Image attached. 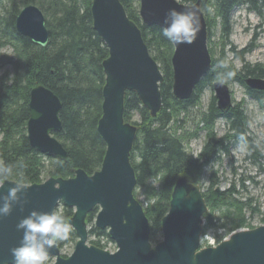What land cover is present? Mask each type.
<instances>
[{"label":"trees","instance_id":"obj_1","mask_svg":"<svg viewBox=\"0 0 264 264\" xmlns=\"http://www.w3.org/2000/svg\"><path fill=\"white\" fill-rule=\"evenodd\" d=\"M8 1L9 7L4 10L3 15L0 13V49L9 47L13 52V56L0 52V69L7 64L13 66L12 73L6 71L0 76V162L11 165L14 169V175L9 177L8 181L22 177L33 185L51 177L66 179L74 177L78 168L88 175L94 174L102 166L106 154V143L97 126L102 115V92L106 80L103 61L109 56V51L94 29L92 0ZM253 1L260 2L264 7V0H201V10L208 26V40L212 36L211 30L216 24H220L222 43H227L232 30L234 6L238 2L248 4ZM120 2L130 20L140 27L147 48L163 73L160 84L161 110L156 115H151L138 94L129 90L125 92L123 114L125 122L138 127L130 156L137 178L134 194L137 198L138 189H144L147 196L149 195L144 211L154 237L161 232V222L170 208L172 191L178 179L184 178L198 185L204 173L203 168L217 159L221 151L228 152L226 142L228 144L231 139L249 140V122L243 104H235L230 110L221 112L213 97L207 112L202 113L196 121L194 131L191 132L193 134L190 135L196 136L198 130H204L207 135L203 150L194 157L185 145V134H178L179 128L182 127L176 124L179 122L178 117L191 114L199 104L203 90L207 86L212 87L218 79L226 83L237 81L245 85V76L231 61H227L225 45L217 58L214 57L213 48H210L211 69L196 86L190 98L178 99L172 92L173 43L162 36V26H146L142 23L139 0ZM181 2L194 4L196 0ZM30 4L38 6L44 12L49 31L47 47L32 43L28 37L15 30V16L20 9ZM251 74L262 76L264 72L252 71ZM10 76L11 83L8 82ZM40 84L53 91L62 102V131L55 135L68 152L66 162L55 156L39 153L28 142L29 94L34 86ZM249 94L263 103L264 93L251 91ZM134 112L140 116V122L134 121ZM219 118H223L228 126L226 135L220 138L215 132V123ZM155 178L159 187L150 188L147 181ZM216 185L217 183L212 181L204 192L208 212L204 215L203 234L213 227L228 226L230 231L246 227V209L249 202L237 197L238 191L234 183L225 190H220ZM61 208L70 220L74 214L73 209L64 205ZM98 211L97 207L88 214L87 224L91 223ZM220 220L224 221L223 225L219 224ZM226 221L230 224L227 225ZM91 235H107L110 238L105 230L101 231L96 227L89 230V236ZM67 240H77L75 230H71ZM92 242L103 248L100 240ZM64 244L65 242L61 241L58 245L62 247Z\"/></svg>","mask_w":264,"mask_h":264},{"label":"water","instance_id":"obj_2","mask_svg":"<svg viewBox=\"0 0 264 264\" xmlns=\"http://www.w3.org/2000/svg\"><path fill=\"white\" fill-rule=\"evenodd\" d=\"M200 1L194 3L199 10L196 39L191 44H173L172 92L180 100L190 98L211 69L207 24ZM139 5L144 25L162 26L168 9H182L184 3L140 0ZM91 7L94 29L109 51L103 61L106 80L102 115L97 126L107 145L102 166L91 175L78 168L74 177H51L30 185L23 209L16 206L11 215L0 218V264H13L10 249L19 244L23 235L16 228L19 220L34 208L51 211L59 204L74 209L70 222L78 239L68 257L60 253L59 246L52 248L49 257L55 259L53 264H264V226L236 231L229 239L197 252L207 203L203 192L184 178L178 179L170 208L162 219L163 240L152 245L148 217L133 194L137 178L130 156L137 127L125 122L123 114L125 92L129 90L138 94L151 115L161 110L162 73L142 38L140 27L126 15L120 0H93ZM46 22L42 9L30 4L16 15L15 29L32 43L47 47ZM245 83L249 89L264 91L263 77H245ZM213 90L217 107L228 111L233 105L228 84L218 80ZM29 98L28 142L39 153L66 162L68 152L54 134L62 131L60 98L42 84L30 90ZM0 184L6 191L11 182L0 181ZM95 207L100 208L95 227L108 230L110 239L117 244L114 253L88 244L86 216Z\"/></svg>","mask_w":264,"mask_h":264},{"label":"rangeland","instance_id":"obj_3","mask_svg":"<svg viewBox=\"0 0 264 264\" xmlns=\"http://www.w3.org/2000/svg\"><path fill=\"white\" fill-rule=\"evenodd\" d=\"M1 8L0 13L3 15L4 10L9 7L8 0H0ZM181 2V0H177ZM250 7V8H249ZM253 5H243L234 9L232 18L231 35L227 43H222L221 27L216 24L211 30V39L208 40L207 45L214 50V57H219V54L225 45V55L227 61H231L232 65L239 71L244 69V66L262 65L264 66V9L253 10ZM212 10V8H211ZM212 15L214 13L210 11ZM2 54L13 56V52L9 47L0 49ZM211 55V53H210ZM6 71L12 73L13 66L7 64L6 67L0 69V76ZM229 90H231L233 105L242 103L244 111L247 115L249 126L248 136L249 140H236L231 139L227 144V151H221L219 158L210 162L204 167V173L200 178V183L195 185L204 192L211 185L212 181L217 183L216 186L220 190H225L233 183L237 189V197L243 201L249 202V207L246 209V227L230 231L229 227H213L208 228L203 234L205 226V218L202 228V240L200 247H214L215 245L229 239L230 236L236 231L252 230L259 226H264V101H259L251 98L247 94L246 87L240 82L231 81L228 83ZM202 93L199 104L187 115L178 117L179 122L176 124L181 125L178 134H185V145L189 152L197 157L203 150L204 144L207 141V135L204 130H198L196 136H190L194 131V124L202 116V113L207 112L210 101L215 96V91L212 87L207 86ZM134 121L140 122V116L134 112ZM182 120V121H180ZM133 124V123H129ZM215 132L218 137H223L227 132V123L224 119L219 118L215 123ZM134 125V124H133ZM136 126V125H135ZM137 127V126H136ZM196 127V126H195ZM138 128V127H137ZM187 131H190L187 133ZM138 154V153H137ZM138 157V155L136 156ZM139 162V157L137 158ZM148 185L150 188H158L159 182L157 179H149ZM194 185V184H193ZM138 197L140 204L145 208L148 204L149 195L147 196L146 190L138 189ZM62 204L58 205V209L62 210ZM208 209V207H207ZM208 212V210H207ZM218 217L220 214L218 213ZM221 225L224 224L223 220L219 221ZM227 225L230 223L227 222ZM95 218L88 224V230L95 227ZM150 224V223H149ZM107 232V230H105ZM150 241L152 245H156L159 241L163 240L162 233L152 236L150 233ZM89 245H95L92 241L100 240L101 245L108 251L114 252L117 249V244L107 235L89 236ZM65 244L60 248L63 256L72 254L77 240H66ZM59 244V243H58ZM203 250V249H202ZM54 258L49 257L47 264H53Z\"/></svg>","mask_w":264,"mask_h":264},{"label":"clouds","instance_id":"obj_4","mask_svg":"<svg viewBox=\"0 0 264 264\" xmlns=\"http://www.w3.org/2000/svg\"><path fill=\"white\" fill-rule=\"evenodd\" d=\"M198 12L192 3H185L182 9H168L161 27L162 36L177 46L193 43L199 31ZM8 82H12V76ZM13 175V167L0 162V181H8ZM10 182L6 191L0 184V218L11 215L16 206L23 209L27 203L30 184L22 177ZM16 228L23 235L19 244L10 249L13 264H47L50 250L69 238L72 224L62 210L34 208L19 220Z\"/></svg>","mask_w":264,"mask_h":264},{"label":"bare ground","instance_id":"obj_5","mask_svg":"<svg viewBox=\"0 0 264 264\" xmlns=\"http://www.w3.org/2000/svg\"><path fill=\"white\" fill-rule=\"evenodd\" d=\"M139 4H140V0H139ZM248 4H251V5H253V8H251V9H253V10H260V8L262 7V9H264V7L262 6V4L259 2H256V1H253V3L252 2H248ZM247 3H240V2H238L235 6H234V9H237V7H239V6H243V5H248ZM250 8V7H249ZM234 9L232 10V12L234 11ZM127 15V14H126ZM233 15H234V12H233V14H232V18H233ZM232 18H231V23H232ZM130 19V18H129ZM141 19H142V17H141ZM142 23H143V20H142ZM144 24V23H143ZM137 26V25H136ZM138 27V26H137ZM104 41V40H103ZM209 52H210V50H209ZM151 54V53H150ZM154 59V58H153ZM106 60V59H105ZM157 62V61H156ZM157 64H158V62H157ZM158 66H159V64H158ZM159 70H160V68H159ZM172 70H173V67H172ZM260 70H263V72H264V66H262V65H259V64H257V65H254V66H244V69H242V70H240V71H242L243 72V75L244 76H246V77H251V76H254V77H259V78H264V74H262V76H257V75H253V74H251V72L252 71H254L255 73H259V71ZM161 73H162V71H161ZM173 73H174V70H173ZM208 73V72H207ZM206 73V74H207ZM173 76H174V74H173ZM206 76V75H205ZM204 76V77H205ZM162 78H163V73H162ZM226 82V81H225ZM161 84V83H160ZM159 88H160V86H159ZM192 96V95H191ZM29 102H30V100H29ZM232 107V106H231ZM28 108H29V105H28ZM218 110H220L219 108H218ZM221 112H225V111H222V110H220ZM221 119H223V118H221ZM219 120V119H218ZM217 122V121H216ZM228 148V147H227ZM228 150V149H227ZM221 154V153H220ZM218 156H219V154H218ZM217 156V158H219ZM216 160V159H215ZM145 212V211H144ZM96 215L97 214H95L94 216L95 217H93V218H95V221H96ZM88 216V215H87ZM86 216V217H87ZM146 216V215H145ZM86 225H87V228H88V224H87V219H86ZM95 225V224H94ZM73 229V228H72ZM74 230V229H73ZM101 230V229H100ZM102 230H106V229H102ZM101 230V231H102ZM75 232H76V230H75ZM107 233H108V230H107ZM161 233H162V229H161ZM108 235H109V233H108ZM76 237H77V233H76ZM88 238H89V232H88ZM78 239V238H77ZM201 240H202V237H201ZM200 243H201V241H200ZM199 243V245H198V249H197V252H199V251H201L202 249H203V247H200V244ZM96 246V245H95ZM97 247V246H96ZM59 248H61L60 246H59ZM100 249H104L105 251H108L107 249H105L104 247L103 248H100ZM117 251V250H116ZM108 252H110V253H114V252H111V251H108ZM61 253V252H60ZM63 255V254H62ZM54 261H55V259H54Z\"/></svg>","mask_w":264,"mask_h":264},{"label":"flooded vegetation","instance_id":"obj_6","mask_svg":"<svg viewBox=\"0 0 264 264\" xmlns=\"http://www.w3.org/2000/svg\"><path fill=\"white\" fill-rule=\"evenodd\" d=\"M244 85V84H243ZM245 87H246V89H247V94H248V96L249 97H251V98H253L254 99V97L253 96H251L250 94H249V92H251V91H255V92H259V93H264V91L263 92H261V91H258V90H254V89H249L246 85H244ZM258 101V100H257Z\"/></svg>","mask_w":264,"mask_h":264}]
</instances>
